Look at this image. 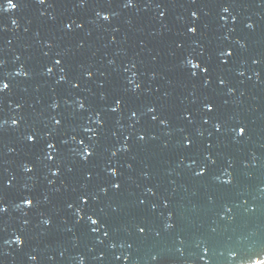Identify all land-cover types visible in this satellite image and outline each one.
Wrapping results in <instances>:
<instances>
[{"label": "water", "instance_id": "obj_1", "mask_svg": "<svg viewBox=\"0 0 264 264\" xmlns=\"http://www.w3.org/2000/svg\"><path fill=\"white\" fill-rule=\"evenodd\" d=\"M12 2L0 264L264 261V0Z\"/></svg>", "mask_w": 264, "mask_h": 264}, {"label": "snow or ice", "instance_id": "obj_2", "mask_svg": "<svg viewBox=\"0 0 264 264\" xmlns=\"http://www.w3.org/2000/svg\"><path fill=\"white\" fill-rule=\"evenodd\" d=\"M38 2H39L40 4H44V3L46 2V0H38ZM83 3H84V0H81V4H83ZM128 4H129V5L132 4V0H128ZM7 6H8V8H16V7H17V4L13 3L12 0H8V5H7ZM223 11H224V12H228V8L225 7V8L223 9ZM193 15H195V13H193ZM108 18H109L108 16H104V19H105V20H107ZM13 23H15V21H13ZM66 27H68L69 29H71V28H72V25H71V24H68V25H66ZM248 27L251 28L252 25L249 24ZM189 31H190V32H195L196 29H195V28H189ZM56 63L59 64L60 61H56ZM187 63H188L189 65H192L194 68H195V67H199V65H195V64H193L192 60H190V59L187 61ZM48 71L50 72L51 69H48ZM203 71H204V72H207L208 69H207V68H204ZM89 75H90V73H89ZM61 79H63V77H62ZM207 83H208V81H205V84H207ZM221 83L223 84L224 81L221 80ZM0 87H2V88H7L8 85L4 84V85H0ZM120 103H121V102H120L119 100L116 101V104H117V105H119ZM81 107H83V105H81ZM205 107H206L209 111L212 110V106H211V105L206 104ZM113 110L115 111L116 109H113ZM149 111H155V109H151V108H150ZM133 115H135V113H133ZM153 119H156V117L154 116ZM13 123L15 124L16 121H13ZM57 123H59V121H57ZM216 127H217V129L219 130L220 125L218 124ZM243 132H244V129L241 128V129H240V133H243ZM28 139H29V140H32L33 137H32V136H29ZM140 139H143V137H140ZM49 147H53V145L50 144ZM87 151H88V149H85V152H87ZM89 155H91V153H89ZM116 174H117L116 171L113 170V171H112V175H116ZM113 187H115V188H119V185H118V184H114ZM24 203L27 204V205H31L33 202H32V200H30V199H25V200H24ZM3 211H5V209H4L2 206H0V212H3ZM88 219H89V221H90L92 224H97V223H98V221H97L96 219H93L91 216H89ZM44 223H45V224H48L49 221L45 220ZM171 226H172V225H168V227H171ZM93 230H95V229H93ZM140 231L143 232L144 229L141 228ZM16 243H17V244L22 243V240H21V238H20L19 236L16 238ZM31 259L35 260L36 258H35V257H31ZM258 264H264V261H259Z\"/></svg>", "mask_w": 264, "mask_h": 264}, {"label": "clouds", "instance_id": "obj_3", "mask_svg": "<svg viewBox=\"0 0 264 264\" xmlns=\"http://www.w3.org/2000/svg\"><path fill=\"white\" fill-rule=\"evenodd\" d=\"M250 264H257V262L255 260H252Z\"/></svg>", "mask_w": 264, "mask_h": 264}]
</instances>
